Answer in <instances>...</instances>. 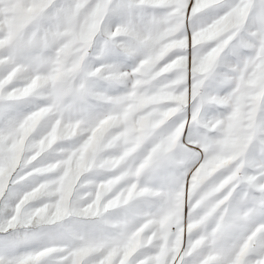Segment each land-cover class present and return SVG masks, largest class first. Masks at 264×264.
Masks as SVG:
<instances>
[{
	"label": "snow or ice",
	"instance_id": "6c2138e0",
	"mask_svg": "<svg viewBox=\"0 0 264 264\" xmlns=\"http://www.w3.org/2000/svg\"><path fill=\"white\" fill-rule=\"evenodd\" d=\"M0 264H264V0H0Z\"/></svg>",
	"mask_w": 264,
	"mask_h": 264
}]
</instances>
